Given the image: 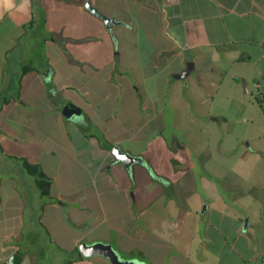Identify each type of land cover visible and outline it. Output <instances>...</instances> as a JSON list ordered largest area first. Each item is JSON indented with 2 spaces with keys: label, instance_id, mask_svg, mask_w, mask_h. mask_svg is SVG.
<instances>
[{
  "label": "crops",
  "instance_id": "1",
  "mask_svg": "<svg viewBox=\"0 0 264 264\" xmlns=\"http://www.w3.org/2000/svg\"><path fill=\"white\" fill-rule=\"evenodd\" d=\"M227 56L253 66L262 101L264 0H0V264L13 252L45 264L41 239L72 255L65 264H110L79 242L108 243L130 264H264V192L256 219L213 211L200 238L150 212L181 147L159 136L164 91L196 60ZM65 103L77 112L63 116ZM112 146L139 161L124 167ZM26 174L51 198L34 223L21 218Z\"/></svg>",
  "mask_w": 264,
  "mask_h": 264
},
{
  "label": "rangeland",
  "instance_id": "2",
  "mask_svg": "<svg viewBox=\"0 0 264 264\" xmlns=\"http://www.w3.org/2000/svg\"><path fill=\"white\" fill-rule=\"evenodd\" d=\"M251 80L253 66H243L230 56L211 65L198 59L185 81L177 79L164 91L159 136L168 146L175 140L181 147L171 163L174 175L170 185L160 197L165 207L157 201L150 212L160 220L167 214L183 220L185 237L200 238L203 223L213 211L239 218L242 223L258 217L260 193L264 192V99H255L257 90ZM185 82L184 88L181 85ZM32 180L26 174L27 187L34 191L31 188L28 201L24 200L27 211L21 218L29 214L33 222L41 212L40 202L51 198L42 200ZM37 226L32 231L40 237L42 230ZM181 229H170L169 233L176 238ZM22 231L29 234L26 226ZM41 241V251L47 255L45 264H65L71 259V254L57 252L47 240ZM53 253L57 258H52Z\"/></svg>",
  "mask_w": 264,
  "mask_h": 264
},
{
  "label": "water",
  "instance_id": "3",
  "mask_svg": "<svg viewBox=\"0 0 264 264\" xmlns=\"http://www.w3.org/2000/svg\"><path fill=\"white\" fill-rule=\"evenodd\" d=\"M83 7L89 14L98 17L106 26L113 21L111 18L107 17L99 10H97L95 7L91 6L88 1L84 2ZM188 69L189 66L186 65V67L179 74H175L172 77H182L187 73ZM74 112H77V108L72 106L70 103H65L61 109V113L63 114V116H70ZM110 153L112 154L114 160L121 162L124 167H128L134 161H139L138 157L131 156L126 152L121 151L116 146H112ZM77 249L80 254L85 257H90L92 255H99L105 257L110 264L131 263L126 260H121L118 257L117 253L111 248L110 244L108 243L92 242L90 244H86L84 242H79L77 245ZM21 262L22 257L17 253L13 252L8 256L6 264H20Z\"/></svg>",
  "mask_w": 264,
  "mask_h": 264
},
{
  "label": "trees",
  "instance_id": "4",
  "mask_svg": "<svg viewBox=\"0 0 264 264\" xmlns=\"http://www.w3.org/2000/svg\"><path fill=\"white\" fill-rule=\"evenodd\" d=\"M258 95V94H257ZM257 100V99H256Z\"/></svg>",
  "mask_w": 264,
  "mask_h": 264
}]
</instances>
